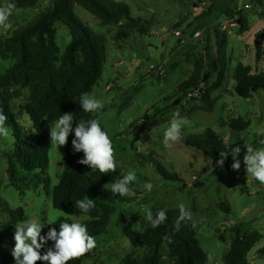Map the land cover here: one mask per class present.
I'll return each instance as SVG.
<instances>
[{"label":"rangeland","instance_id":"rangeland-1","mask_svg":"<svg viewBox=\"0 0 264 264\" xmlns=\"http://www.w3.org/2000/svg\"><path fill=\"white\" fill-rule=\"evenodd\" d=\"M54 0H40L28 9H18L9 18L10 27H0V42L15 31L32 22L39 13L52 7ZM125 3L133 19L151 20L155 27L148 35L132 33L126 40L119 41L117 33L122 25L102 26L82 7L75 5L81 21L95 34L104 36L107 58L98 84L89 94L98 99L103 108L93 113L95 119L113 141L117 169L122 176L134 171L137 183L143 188L151 182V192L131 202H115V213L110 217L105 233L96 239L97 246L88 253L84 264H122L126 256L134 259L144 254L143 248H133L123 235L122 228L144 231L150 227L146 219L151 211L179 209L183 202L191 212V223L197 230V240L212 260L207 264H224L223 256L229 251L235 231L242 235L252 232L262 234V239L248 254L251 264H264V256L258 251L264 248V185L246 173L243 158L245 145L254 149L264 148V90L257 89L254 97L244 99L234 91V72L242 63L251 66L254 72H264V58L255 61L254 39L264 30V0H111ZM12 0H0V7ZM242 19L247 26L239 23ZM57 44L62 54L71 41L69 29L63 23L55 25ZM201 36L196 38L194 33ZM181 36L176 37L175 33ZM226 34L228 45L225 50L228 66L225 81L214 93L216 104L212 112H192L200 104L197 93L184 97L179 87L194 73L196 64L203 61L204 73L211 74V83L218 74L212 67L216 58L217 42ZM13 59H4L0 53V75L13 65ZM200 88H203L202 86ZM28 90L11 102L19 112L27 104ZM179 101L177 105H174ZM184 118L182 139L165 146L164 132L169 127L174 113ZM150 119L151 127L140 133H130L134 122L141 124ZM236 120L249 123L245 131L231 130L229 124ZM55 120L43 121L45 132L50 138V129ZM25 128L32 124L27 115L21 119ZM213 130L230 148L231 159L223 166L211 160L195 148L186 147L182 141L191 136ZM16 139L9 130L7 138L0 136V211L22 209L25 221L35 218L43 224V231L60 218H67L52 204V189L66 166L65 146L50 144L48 165L41 175L20 171L27 188L23 191L13 187L7 175L6 153L14 152ZM51 143V140H50ZM241 149L237 159L239 170H234L233 149ZM151 156L168 172L177 174L181 182L167 181L161 177ZM46 180V181H45ZM202 184L195 188L194 184ZM186 185V187H183ZM111 190V185L107 186ZM127 197H132L129 192ZM225 204L230 212L219 207ZM75 222L84 217H70ZM24 221V222H25ZM9 215H0V236L13 239L15 225ZM22 223V222H19ZM7 224V226L5 225ZM6 227L3 229L2 226ZM15 241L1 251L2 264H15L12 256ZM165 264H174L167 249H163Z\"/></svg>","mask_w":264,"mask_h":264},{"label":"trees","instance_id":"trees-1","mask_svg":"<svg viewBox=\"0 0 264 264\" xmlns=\"http://www.w3.org/2000/svg\"><path fill=\"white\" fill-rule=\"evenodd\" d=\"M39 1L12 0L16 5L13 12L33 8ZM75 5L90 13L102 26L122 25V29L116 35L119 41L128 39L132 33L148 35L155 27L151 20L131 18L130 9L125 3L111 0H54L50 9L39 13L32 22L0 42L2 58L14 60L6 73L0 75V112L7 116L5 126L16 139L14 152L5 154L7 175L11 185L22 191L27 188V184L24 183L20 171L25 173L38 171L35 176L39 179L40 172L48 165L47 155L51 143L43 126L46 118L58 120L64 113H71L74 120L73 130L80 121L95 119L93 113H87L82 109L80 98L85 93L90 94L100 81L107 49L104 36L95 34L81 21L75 12ZM57 23H63L71 36V41L62 54L57 44L55 27ZM239 23L243 26V31H247L242 19ZM227 45L228 37L224 34L217 42L216 58L212 65H209L218 74L215 82L211 83V74L204 73L203 61H199L193 75L179 87L180 94L184 97L195 93L200 97V104L194 106L192 112L214 110L216 104L214 93L220 90L226 78ZM254 47L255 61L259 63L264 56V30L255 36ZM234 80L235 93L244 99H251L255 89L264 90V72H253L251 66L240 63L235 69ZM201 86L203 88H200ZM22 90H28L29 99L27 104L16 112L11 102L21 96ZM23 115L29 117L31 128H25L20 122ZM149 120H143L141 124L134 122L130 127V133H140L149 129L151 127ZM229 126L231 130L245 131L249 128V123L236 120ZM74 138L73 131L68 137L65 149V169L51 192L53 207L68 217L60 218L49 225L42 236H46L51 228L59 232L60 223L75 222L70 217H84L78 222L84 224L88 233L97 239L105 233L110 217L115 213L113 203L135 201L146 191L133 182L129 185L132 197L113 194L107 186L122 179L121 172L116 168L115 172L103 174L99 170H92L89 166L78 163L83 159V152L74 151L72 146ZM262 140L263 138L259 142ZM182 143L186 147L201 151L215 162L220 160L221 152L228 154L227 162L231 159L230 148L211 129L203 134L183 139ZM145 160L152 162L158 174L165 180L181 182L177 174L168 172L151 156ZM81 199H91L94 207L87 213L82 212L76 206V201ZM219 207L227 213L230 212V208L225 204H219ZM164 211L167 220L157 228L150 226L144 231L122 228L123 235L129 240L130 245L133 248H143L145 251L138 259L126 256L122 264H165L163 249L168 250L174 264H207L208 256L197 240L198 233L191 220L181 222L177 231L174 225L179 216V209ZM4 214L9 215L11 219L8 226L25 221L22 209H2L0 215ZM5 225L2 226L3 229ZM262 237L259 232L242 235L240 231H235L230 249L223 256L224 264H251L248 254ZM13 239H4L0 236V264L1 251L9 247ZM53 243L48 241L40 250L41 254L53 247ZM258 254L264 256V248L259 250ZM87 257L88 253L79 259L70 260L68 264H84ZM38 264L44 262L40 261Z\"/></svg>","mask_w":264,"mask_h":264},{"label":"clouds","instance_id":"clouds-1","mask_svg":"<svg viewBox=\"0 0 264 264\" xmlns=\"http://www.w3.org/2000/svg\"><path fill=\"white\" fill-rule=\"evenodd\" d=\"M15 3H8L7 6L0 7V27L8 29L10 27L9 18L15 9ZM80 106L87 113H96L103 108V104L87 93L80 98ZM7 116L0 112V136L7 138L9 129L5 126ZM73 116L71 113H64L58 120H55L50 129L51 144L55 147L65 146L68 142L70 133L74 131L72 146L75 152H83V159L78 163L89 166L92 170H99L103 174L115 172L117 161L115 158V148L109 134L100 126L97 119L90 121H80L73 130ZM184 124V118L176 112L170 121L169 127L164 132L163 143L169 146L171 143L179 142L181 130ZM264 144V141H261ZM246 155L243 163L246 165V173L253 179L264 185V148L256 150L251 145H245ZM241 149H233L232 157L234 163L232 168L239 170L240 161L237 159ZM227 153H220L218 164L223 166ZM137 180L134 171L128 172L122 179L117 180L111 185L113 194L126 196L130 192L129 185ZM143 188L151 192L153 185L147 182ZM76 206L84 213H87L94 207L91 199H81L76 201ZM179 216L175 222V229L179 231L181 222L191 220V212L181 202L178 205ZM146 219L151 227L157 228L167 220L164 210H157L155 215L149 211ZM52 224V223H49ZM43 224L38 223L35 218L28 221L17 223L15 225L14 241L15 245L12 250V256L15 264H38L43 261L44 264H68L70 260L79 259L95 249L97 246L96 239L88 233L87 227L79 222L60 223L59 232L51 228L46 236L41 235ZM52 241L53 247L49 248L44 254L41 249ZM211 261L212 257L209 256Z\"/></svg>","mask_w":264,"mask_h":264},{"label":"built area","instance_id":"built-area-1","mask_svg":"<svg viewBox=\"0 0 264 264\" xmlns=\"http://www.w3.org/2000/svg\"><path fill=\"white\" fill-rule=\"evenodd\" d=\"M175 36L176 37H180L181 36V33L180 32H176L175 33ZM200 36H201V33L199 31H197V32L194 33V37L198 38ZM263 58H264V56H263Z\"/></svg>","mask_w":264,"mask_h":264},{"label":"water","instance_id":"water-1","mask_svg":"<svg viewBox=\"0 0 264 264\" xmlns=\"http://www.w3.org/2000/svg\"><path fill=\"white\" fill-rule=\"evenodd\" d=\"M179 103V101H176L175 103H174V105H177ZM202 184H200V183H196V184H194V187L195 188H197V187H200ZM183 187H186V185H183Z\"/></svg>","mask_w":264,"mask_h":264},{"label":"crops","instance_id":"crops-1","mask_svg":"<svg viewBox=\"0 0 264 264\" xmlns=\"http://www.w3.org/2000/svg\"><path fill=\"white\" fill-rule=\"evenodd\" d=\"M253 72H254V71H253ZM256 92H257V89H255V90L252 92L253 97H254V95H255Z\"/></svg>","mask_w":264,"mask_h":264}]
</instances>
